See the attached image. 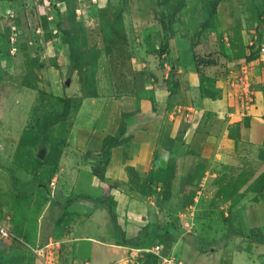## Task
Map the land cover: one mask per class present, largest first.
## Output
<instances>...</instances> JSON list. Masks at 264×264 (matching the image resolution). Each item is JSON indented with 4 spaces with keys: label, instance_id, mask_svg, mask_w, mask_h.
<instances>
[{
    "label": "rangeland",
    "instance_id": "rangeland-1",
    "mask_svg": "<svg viewBox=\"0 0 264 264\" xmlns=\"http://www.w3.org/2000/svg\"><path fill=\"white\" fill-rule=\"evenodd\" d=\"M262 45L264 0H0V264H264V137L245 131ZM57 97L70 114L46 129ZM141 129L152 154L132 157ZM97 198L134 245L90 237Z\"/></svg>",
    "mask_w": 264,
    "mask_h": 264
},
{
    "label": "crops",
    "instance_id": "crops-1",
    "mask_svg": "<svg viewBox=\"0 0 264 264\" xmlns=\"http://www.w3.org/2000/svg\"><path fill=\"white\" fill-rule=\"evenodd\" d=\"M259 56L260 57H258V58H255V59H253L252 61H250V63H248V64H251V66L253 65V64H255V62H257L258 60H263L264 61V50H261V48H260V50H259ZM259 77L260 76H255V78H254V82H258V81H261V78L259 79ZM253 89V88H252ZM253 92L256 94V93H259V91L257 90V91H254L253 90ZM208 100H210V99H208ZM210 101H212V100H210ZM204 103H202V105H205V106H207V105H209V103L210 102H208V101H206V99L203 101ZM254 103H256V101L254 102ZM259 103H261L260 101H259ZM96 103H82L81 104V106H80V109L81 110H85L86 108H88L89 106H96L95 105ZM99 104V103H98ZM121 104H123L122 106L123 107H127L129 104L131 105L132 103H119V105L121 106ZM200 104V103H199ZM116 105V104H115ZM141 105L142 106H147V103H141ZM202 105H199V107H201ZM121 106V107H122ZM164 106V108H163V110L165 109L166 110V107H165V104L164 103H162V107ZM132 107V106H131ZM191 109H193V108H191ZM194 110H198V109H194ZM255 111V114L253 115L252 114V116L250 117V119H249V125L246 127V134H247V137H248V140L249 141H252V142H259V141H261V139H263V137H264V111L262 110V107L260 106V104L257 106V108H255L254 110H253V112ZM146 112H148V111H143V112H141V113H139L140 115H139V118H140V116L142 117L143 115H145L146 114ZM143 113V114H142ZM149 113V112H148ZM251 113V112H250ZM250 113H248V115L250 114ZM138 114V113H137ZM118 113H116L115 115H114V113L112 114V118L114 119V118H118ZM171 117H172V115H170ZM84 120H82V122L83 123H85V122H88V123H91V124H94V123H92V122H89L91 119H90V116H87V114L86 115H84ZM95 118V117H94ZM99 120H102L101 118L99 119ZM140 120H141V118H140ZM98 121V120H97ZM96 121V122H97ZM141 122V121H140ZM145 121H143L142 120V125H143V123H144ZM98 123V122H97ZM148 124H149V122H147ZM96 124V123H95ZM135 125V126H138L137 124H139L138 123V121H133L132 122V124L131 125ZM133 127V126H132ZM78 130H79V142L81 143V148H82V150H84V152L85 151H88V150H90L89 149V145H90V143L88 142V138H89V135H90V132H92L91 131V129H86V128H82V127H79L78 128ZM97 131H94V136L95 135H98V134H104L105 133V129H104V131L103 130H101V129H96ZM142 130V132H143V139H142V143L140 142V148H138V150L136 149H134L133 151H132V157H139V156H151V154H150V145H152L151 143V137L152 136H150L149 135V133H146V131H145V129H141ZM110 133V132H109ZM245 134V133H244ZM91 147V146H90ZM117 148V147H116ZM116 148H113L112 149V153L113 154H117V150H118V148L116 149ZM178 148H179V145H178V143L176 142V143H174V147H173V152H174V154L175 155H177V150H178ZM141 154V155H140ZM180 156H182V154H180ZM181 159V157L179 158V159H177V162L179 163L180 160ZM72 203V202H71ZM64 207V206H63ZM70 208H73V210H79V209H81V206H80V204H79V202L78 203H75V204H72V207L70 206ZM83 209H85V208H87V205H83V207H82ZM105 211H106V213H105ZM108 211H107V209L105 208V206H103V205H94V207L92 208V214H91V217H90V219H87V224H89L90 222H92L93 223V225H92V229H94V233H92L91 235H90V237H92L93 239H99L100 238V236H102V228H101V226L102 225H104V226H102V227H105V229H106V231L107 232H105V234H110L111 235V233H108V230L110 231L111 229H112V223H111V220L110 219H106V214H108L107 213ZM108 218V217H107ZM101 221V222H100ZM108 222V223H107ZM101 224V225H100ZM87 228L88 227H86L85 229L87 230ZM79 230L80 229H78L77 230V232H79ZM85 231V230H84ZM126 236H127V234H126Z\"/></svg>",
    "mask_w": 264,
    "mask_h": 264
},
{
    "label": "trees",
    "instance_id": "trees-1",
    "mask_svg": "<svg viewBox=\"0 0 264 264\" xmlns=\"http://www.w3.org/2000/svg\"><path fill=\"white\" fill-rule=\"evenodd\" d=\"M117 15H118V17H120V13H117ZM245 58L247 59V57H245ZM253 58H254L253 56L249 57V59H253ZM90 96H93V95H90ZM57 98L63 102V108L59 113H49L47 115V120L45 122V128L46 129H49L50 127H52L53 125H55L61 121H66L68 119L69 114H70L71 99L69 97H57ZM119 142H120V139L118 136H111V137H109L108 140L105 141V145H106V147H112V146L118 145ZM96 200L97 201H103V200L106 201L107 210H108V213L110 215V220L112 223V231L114 234V238L117 240L118 244L134 245V243L138 239V236H140L141 234L131 236V237L126 236L123 229L121 228L120 224L117 221V214H116V211L114 209L113 202H111L110 200H107V199H98L97 198ZM61 201L63 204L60 202L59 205L65 206V203L70 204L71 202H73L74 198H70L69 200H65V202H63V200H61ZM229 230H230V233H232V228H230ZM250 236L254 240H257L258 242H264V233H262L261 231H257V229L255 227H252L250 229Z\"/></svg>",
    "mask_w": 264,
    "mask_h": 264
},
{
    "label": "built area",
    "instance_id": "built-area-1",
    "mask_svg": "<svg viewBox=\"0 0 264 264\" xmlns=\"http://www.w3.org/2000/svg\"><path fill=\"white\" fill-rule=\"evenodd\" d=\"M261 50H264V45L261 46ZM241 87L239 94V101L242 106H250L254 103V93L251 91V73L247 71L246 66L241 67ZM11 237V231L8 228L0 226V240Z\"/></svg>",
    "mask_w": 264,
    "mask_h": 264
},
{
    "label": "water",
    "instance_id": "water-1",
    "mask_svg": "<svg viewBox=\"0 0 264 264\" xmlns=\"http://www.w3.org/2000/svg\"><path fill=\"white\" fill-rule=\"evenodd\" d=\"M43 156V151H40L39 157Z\"/></svg>",
    "mask_w": 264,
    "mask_h": 264
}]
</instances>
